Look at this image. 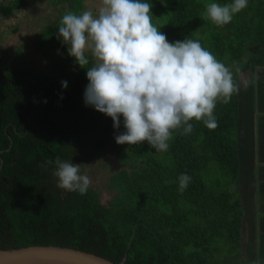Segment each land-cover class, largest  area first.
I'll return each mask as SVG.
<instances>
[{
  "label": "trees",
  "instance_id": "1",
  "mask_svg": "<svg viewBox=\"0 0 264 264\" xmlns=\"http://www.w3.org/2000/svg\"><path fill=\"white\" fill-rule=\"evenodd\" d=\"M49 1L64 9L33 45L51 63L49 70L35 69L20 54L12 60L0 56V250L55 246L113 264H242L238 247L247 222L241 165L264 148V127L256 143L246 130L241 136L250 93L240 80L253 81L250 87L257 70L263 76L264 7L247 6L217 27L202 19L205 5L232 0H145L169 42L199 40L241 83L228 104L217 103L216 129L193 120L192 133L177 130L168 150L156 152L147 142L117 144L123 117L114 129L110 117L85 105L91 62L81 68L56 34L66 12L88 9L84 0ZM24 5H2L0 16ZM242 58L236 73L234 62ZM107 152L121 163L108 179L113 195L104 204L91 187L80 194L53 186L55 165L46 161H93ZM182 173L191 177L183 192L177 180Z\"/></svg>",
  "mask_w": 264,
  "mask_h": 264
},
{
  "label": "clouds",
  "instance_id": "2",
  "mask_svg": "<svg viewBox=\"0 0 264 264\" xmlns=\"http://www.w3.org/2000/svg\"><path fill=\"white\" fill-rule=\"evenodd\" d=\"M247 6L248 0L208 3L202 19L223 27ZM151 8L145 0H99L95 12H66L56 35L81 68L91 62L85 105L110 117L114 129L121 127L123 117L125 131L115 135V142H147L156 152H166L174 132H193V120L216 129L217 103L228 104L241 83L247 88L253 81L238 83L233 71L199 40L169 42L153 23ZM62 86L67 88V81ZM45 163H54L58 188L87 192L91 179L81 174L80 164L60 157ZM177 180L183 192L191 177L182 173Z\"/></svg>",
  "mask_w": 264,
  "mask_h": 264
},
{
  "label": "rangeland",
  "instance_id": "3",
  "mask_svg": "<svg viewBox=\"0 0 264 264\" xmlns=\"http://www.w3.org/2000/svg\"><path fill=\"white\" fill-rule=\"evenodd\" d=\"M11 1L13 0H0V6L6 5ZM84 1L85 8L95 12L96 7L99 5V0ZM24 2L25 5L15 10L9 17L3 18L0 16V56H4L6 60H12L20 54V59L28 62L35 69L39 67L48 71L51 63L45 60L44 53L36 51L33 46L34 40L42 31V28L53 23L64 8L61 5L60 7L58 4L51 3L49 0H24ZM249 6L264 7V0H248ZM246 12L251 13V9L248 8ZM244 61V58H242L239 62H234V64L239 67ZM258 87H261L264 97V80H260ZM69 161L80 164L81 174L89 176L91 179L90 187L97 192L102 204L111 198L113 192L108 189V179L115 171L120 169L121 163L115 155L107 152L101 158L99 157L93 161L85 160V158L81 160L72 158ZM52 184L57 187L56 177L52 179ZM247 200H250V198L247 197ZM244 206H246L247 210L245 218L248 224L251 216L249 210L253 209V202L247 201ZM255 220L256 216L254 215L253 221ZM241 247L242 244L240 242L238 247L239 256ZM259 264H262V262Z\"/></svg>",
  "mask_w": 264,
  "mask_h": 264
},
{
  "label": "crops",
  "instance_id": "4",
  "mask_svg": "<svg viewBox=\"0 0 264 264\" xmlns=\"http://www.w3.org/2000/svg\"><path fill=\"white\" fill-rule=\"evenodd\" d=\"M259 73V70H257L255 73V83L247 87L250 93V99L248 101L251 100L254 102L248 104L246 103L248 101H245V106L248 105L249 112L242 117L243 122L240 125V134L244 135V131L246 130L247 134L250 133L254 143H256V138L259 140L262 139L261 131L264 127V97L261 87H258L260 80H264V72H261L263 76H259ZM240 81H243L242 76ZM261 112L262 114H260ZM254 157L252 163H242V176L239 180L242 201L245 200L244 203L247 201L253 202V209L249 210L251 215L249 222L242 228L240 240L242 247L239 256L242 264H259L261 262L264 264V148L259 152L256 149ZM254 186L261 196V199L257 195H254ZM247 197L250 200H247ZM243 211L245 222L247 210L244 204ZM254 215L256 216L255 221H253ZM248 228L250 229L248 230Z\"/></svg>",
  "mask_w": 264,
  "mask_h": 264
},
{
  "label": "water",
  "instance_id": "5",
  "mask_svg": "<svg viewBox=\"0 0 264 264\" xmlns=\"http://www.w3.org/2000/svg\"><path fill=\"white\" fill-rule=\"evenodd\" d=\"M124 259L118 264H123ZM0 264H113L98 255L55 246L0 250Z\"/></svg>",
  "mask_w": 264,
  "mask_h": 264
}]
</instances>
